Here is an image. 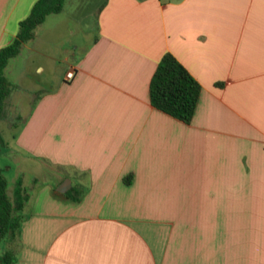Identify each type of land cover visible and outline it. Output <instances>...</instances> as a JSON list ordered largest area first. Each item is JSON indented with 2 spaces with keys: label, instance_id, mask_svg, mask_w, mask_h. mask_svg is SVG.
Masks as SVG:
<instances>
[{
  "label": "crops",
  "instance_id": "crops-1",
  "mask_svg": "<svg viewBox=\"0 0 264 264\" xmlns=\"http://www.w3.org/2000/svg\"><path fill=\"white\" fill-rule=\"evenodd\" d=\"M34 1L0 0V47ZM166 52L188 123L149 102ZM17 55L36 87L7 152L40 182L11 264H264V0H63Z\"/></svg>",
  "mask_w": 264,
  "mask_h": 264
},
{
  "label": "trees",
  "instance_id": "trees-1",
  "mask_svg": "<svg viewBox=\"0 0 264 264\" xmlns=\"http://www.w3.org/2000/svg\"><path fill=\"white\" fill-rule=\"evenodd\" d=\"M63 0H35L27 15L17 24L14 38L0 47V112L8 91L3 68L10 58L16 56L21 45L29 40L34 28L48 14L60 11ZM200 87L186 69L170 54L163 53L148 83L150 104L184 122L191 119ZM27 194L20 179L14 183L12 194L6 193V180L0 168V264L15 260L17 230L22 219L20 210Z\"/></svg>",
  "mask_w": 264,
  "mask_h": 264
},
{
  "label": "rangeland",
  "instance_id": "rangeland-1",
  "mask_svg": "<svg viewBox=\"0 0 264 264\" xmlns=\"http://www.w3.org/2000/svg\"><path fill=\"white\" fill-rule=\"evenodd\" d=\"M93 2H96V0H93ZM64 7L68 8V2H65ZM92 20L93 17L88 16L86 18V24L88 26H92L93 25ZM63 32H64L63 27L62 25H60V29L57 32L58 35L55 38L56 41L58 42L57 43L58 49H60L61 46L66 42V40H64ZM74 34H76L77 36L83 33H80V31L76 29V31H74ZM90 36L88 35L84 37V41L82 42V45H85V43L89 40ZM69 38L76 40L75 36H70ZM77 38L79 39L78 36ZM77 50H79V48ZM10 63L12 66H11V71L8 74V77H11L16 82V84L19 85L21 89H23V91L11 92L9 98L11 99V101L12 100L14 101L15 103L14 108L9 113L7 121L0 119V168L2 169V175L6 180V193L9 196L12 194V190L14 187L13 180L15 179L16 176H21L24 182L23 186L26 188V191L29 194H31L32 192L33 184H34L33 186L34 188L40 182L39 179L33 181V177L35 176V171L33 170V167H31L32 163L26 162L25 164L24 163L20 164L17 161H13V159L9 155L10 152H7L8 147L12 143L17 128L20 125L21 119L23 118V116H25V114L29 110V107L32 103L31 98L33 95V91L35 90L36 87L33 82L35 76H32L34 74L32 73V68L25 66L24 59H22L21 56L17 55L16 57L9 59V64ZM7 107L8 104L5 105V109ZM6 117L7 115L4 112L1 118L6 119ZM17 164L18 166L20 165L24 167H29L30 165L31 171L30 170L25 171L24 169L22 170L20 169V171H18L16 169Z\"/></svg>",
  "mask_w": 264,
  "mask_h": 264
},
{
  "label": "water",
  "instance_id": "water-1",
  "mask_svg": "<svg viewBox=\"0 0 264 264\" xmlns=\"http://www.w3.org/2000/svg\"><path fill=\"white\" fill-rule=\"evenodd\" d=\"M68 184V180L66 179L65 180V183H63V185L61 186L60 189H58L60 192H64L65 188H66V185Z\"/></svg>",
  "mask_w": 264,
  "mask_h": 264
},
{
  "label": "built area",
  "instance_id": "built-area-1",
  "mask_svg": "<svg viewBox=\"0 0 264 264\" xmlns=\"http://www.w3.org/2000/svg\"><path fill=\"white\" fill-rule=\"evenodd\" d=\"M71 75H72L71 71H67V72L65 73V78H66V79H69V78L71 77Z\"/></svg>",
  "mask_w": 264,
  "mask_h": 264
}]
</instances>
